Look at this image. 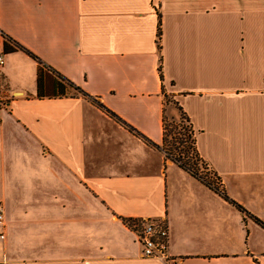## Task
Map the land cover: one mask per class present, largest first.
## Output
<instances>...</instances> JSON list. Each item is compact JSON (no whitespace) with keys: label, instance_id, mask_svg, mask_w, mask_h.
Wrapping results in <instances>:
<instances>
[{"label":"crops","instance_id":"crops-1","mask_svg":"<svg viewBox=\"0 0 264 264\" xmlns=\"http://www.w3.org/2000/svg\"><path fill=\"white\" fill-rule=\"evenodd\" d=\"M0 49V264H166L135 219L172 264H264V226L129 130L161 146L173 99L264 225V0H0Z\"/></svg>","mask_w":264,"mask_h":264},{"label":"trees","instance_id":"trees-1","mask_svg":"<svg viewBox=\"0 0 264 264\" xmlns=\"http://www.w3.org/2000/svg\"><path fill=\"white\" fill-rule=\"evenodd\" d=\"M160 36V30L157 29V39H159ZM8 42L10 40L6 38ZM15 49L23 51L25 54H27L29 57H31L33 60L40 63L39 58H37L35 55L21 47L19 44L15 43ZM161 77V75H160ZM162 79V77H161ZM66 84L69 88H71L73 91H75V95L81 96L83 98H88L92 100V102L99 108L105 110L108 114H110L112 117L120 121L118 118L115 117L114 114L109 112L107 109L104 108L103 105H101L99 102H97L94 98H91L88 94H86L81 88L75 86L73 83L66 81ZM177 110L180 112V116L182 119L187 122L186 127H181L179 131H177L178 126H172L174 128L173 130L170 129L169 132L167 131V125H166V117H163V137H162V144L161 146H157L153 144L148 139L141 136L137 131L133 130L132 128H129L131 132H133L136 136L141 137L147 144L151 145L152 147H155L157 149H160L165 154V158L176 164L179 168L186 171L189 175H191L193 178L199 180L201 183H203L205 186H207L209 189H211L213 192L218 193L224 200L229 202L230 204L234 205L240 212L248 215L252 219H254L257 223L264 226L263 223H261L257 218L251 216L248 214L242 207H240L237 203L232 201L227 195L225 194L223 188L221 187V184L219 183L218 178L211 172L212 177H209L206 174H202L200 172V165H205V162L200 158L196 145H195V137L194 132L192 129V126L190 124V121L186 114L182 111V109L177 106ZM172 133L171 137V143H168L167 138L168 135Z\"/></svg>","mask_w":264,"mask_h":264},{"label":"built area","instance_id":"built-area-1","mask_svg":"<svg viewBox=\"0 0 264 264\" xmlns=\"http://www.w3.org/2000/svg\"><path fill=\"white\" fill-rule=\"evenodd\" d=\"M4 65V52L0 49V67ZM140 246V257L157 259L172 264L169 255V234L165 219H135L124 221ZM4 227V208L0 204V228ZM0 238L4 234L0 232ZM2 264V263H1Z\"/></svg>","mask_w":264,"mask_h":264},{"label":"rangeland","instance_id":"rangeland-1","mask_svg":"<svg viewBox=\"0 0 264 264\" xmlns=\"http://www.w3.org/2000/svg\"><path fill=\"white\" fill-rule=\"evenodd\" d=\"M68 93H74L75 94L76 92L73 90H69ZM166 108H167L166 109V113H167L166 125H167V131L168 132L170 129H172V130L174 129V128H172V126H175V127L178 126L177 131H179L181 127H186L188 125L187 122H185V120L181 118L180 112L177 110V105L175 104V101L173 99L166 98ZM171 137H172V133H170L168 135V138H167L168 143H171ZM199 168H200V172L202 174H206L207 176L209 174V177L210 178L212 177L211 172L209 171L207 164H206V166L200 165Z\"/></svg>","mask_w":264,"mask_h":264}]
</instances>
